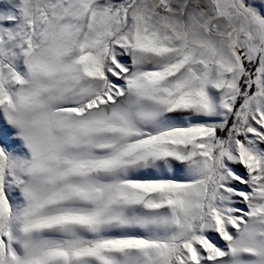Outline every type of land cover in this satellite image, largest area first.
Wrapping results in <instances>:
<instances>
[{"label": "snow or ice", "instance_id": "1", "mask_svg": "<svg viewBox=\"0 0 264 264\" xmlns=\"http://www.w3.org/2000/svg\"><path fill=\"white\" fill-rule=\"evenodd\" d=\"M0 264H264V0H0Z\"/></svg>", "mask_w": 264, "mask_h": 264}]
</instances>
